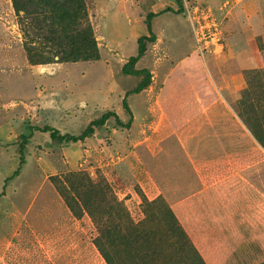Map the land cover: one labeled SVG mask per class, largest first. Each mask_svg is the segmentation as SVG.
Returning <instances> with one entry per match:
<instances>
[{
  "label": "rangeland",
  "instance_id": "obj_1",
  "mask_svg": "<svg viewBox=\"0 0 264 264\" xmlns=\"http://www.w3.org/2000/svg\"><path fill=\"white\" fill-rule=\"evenodd\" d=\"M69 1L0 0V264H106L93 240L109 222L127 221L157 232L152 241L172 245L150 264H190L198 252L177 231L168 236L170 208L142 188L148 180L123 144L126 129L110 120L77 144H58L36 131L78 136L107 112L127 123L121 102L138 81L121 67L136 55L137 38L147 36L145 17L178 8L173 0ZM181 2L182 14L154 21L153 34L163 42L154 50L147 45L149 56L166 58L160 77L177 67L159 104L175 115L173 89L214 84L218 101L260 144L264 169V0ZM194 28L203 30L206 43H196ZM126 103L141 117L153 99L140 93ZM22 135L29 142L20 152ZM101 244L112 253L111 241ZM119 250L115 263L123 264Z\"/></svg>",
  "mask_w": 264,
  "mask_h": 264
},
{
  "label": "crops",
  "instance_id": "obj_2",
  "mask_svg": "<svg viewBox=\"0 0 264 264\" xmlns=\"http://www.w3.org/2000/svg\"><path fill=\"white\" fill-rule=\"evenodd\" d=\"M162 42L156 35L152 50ZM148 53L149 47L135 68L152 75V84L141 94L152 96L153 103L144 106L141 117L130 109L132 122L123 143L148 180L142 188L165 201L205 264H260L264 261L260 144L227 104L218 101L220 94L212 83L173 89L170 111L177 114L167 115L159 98L177 67L172 64L160 77L166 58ZM154 113V120L148 121ZM175 147L177 155L172 153Z\"/></svg>",
  "mask_w": 264,
  "mask_h": 264
},
{
  "label": "trees",
  "instance_id": "obj_3",
  "mask_svg": "<svg viewBox=\"0 0 264 264\" xmlns=\"http://www.w3.org/2000/svg\"><path fill=\"white\" fill-rule=\"evenodd\" d=\"M71 1L73 0H70L69 3H71ZM173 1L178 8L177 11H173L167 8V9L161 10L160 12L156 14L150 13L145 17L144 26H145L147 36H141L137 38L136 55L134 57H130L127 60V62L121 67L120 72L123 76H132L138 79V82L135 88L127 92L125 94V98L121 102V107L129 118L127 123L123 124L118 119L115 113L107 112L104 115H102L99 119L92 121L86 127V129L78 136H70L67 134L61 135L57 130H54L49 127H44L42 129H36V131L42 134H48L50 141L56 142L58 144H77V143L83 142L86 139L93 137V135L95 134V131L104 127L105 124L110 120L114 121L115 126L117 128L129 129L131 122H132V114L127 106L126 98L128 96L140 94L141 92L146 90L151 84V75L149 71L146 69L136 70L135 66L139 62V60L144 56L147 50V45L153 44L156 41V37L152 32L151 21L157 16L162 15V14H167V13H171L174 15L182 14L183 7H182L181 0H173ZM186 1H190V0H186ZM19 140L21 141L20 152H22L24 147L29 142V137L22 135L19 137ZM18 171H19V167L14 172L13 176H16ZM92 189H94V187L90 186V190ZM152 205L153 203H148L146 204V207L142 206L143 211L145 209H149L150 207H152ZM89 209H90L89 212H93L94 206L93 208L90 207ZM167 214L169 216L170 221H169V225L164 226V227L166 231L168 232V236L169 237L175 236L174 233L171 231V230L173 231L175 230L177 231V234L180 236L179 238H182L184 241L190 244L189 238L184 233V231L178 226L179 224L177 223V220L175 219L173 213L169 209L167 210ZM105 229L106 228H103L100 231L101 234L99 238L94 239L93 243L97 251L99 252V254L103 257L106 264H116L114 255L116 254L115 251L117 250L118 247L121 249L118 252L121 251L125 257L124 262L121 261L123 264H130V263L150 264V263L155 262V260L158 259L159 257L163 256L164 253H167L166 249H170L172 246L171 244L163 245L164 242L162 241H157V240L152 241L153 239L156 238L157 232L156 234H153V235L151 232H147L145 230V226L143 223H141L138 226H133V224L128 221L124 225L119 224V223L109 222L108 228H107L108 231H106V233H105ZM101 239H106L107 241H111V249H112L111 252L112 253H109L108 251H106V248H104V246L101 244ZM136 244L139 247H137ZM191 247L192 246L190 244L189 248L191 249ZM177 252L179 251L177 250ZM193 252H194L192 253L193 260L190 262V264H205L203 260L201 259V257H199V255L194 250ZM261 264H264V262Z\"/></svg>",
  "mask_w": 264,
  "mask_h": 264
},
{
  "label": "built area",
  "instance_id": "obj_4",
  "mask_svg": "<svg viewBox=\"0 0 264 264\" xmlns=\"http://www.w3.org/2000/svg\"><path fill=\"white\" fill-rule=\"evenodd\" d=\"M212 37L210 36L209 38H210V40L211 41H215L216 39H215V36L217 35V29H216V27H215V25H212ZM193 32H194V36H195V40H196V43L197 44H200V43H206L205 41V38H204V34H203V30L202 29H193ZM216 41H218V40H216ZM196 49L198 50V51H200V47L198 46V47H196ZM201 52V51H200Z\"/></svg>",
  "mask_w": 264,
  "mask_h": 264
}]
</instances>
